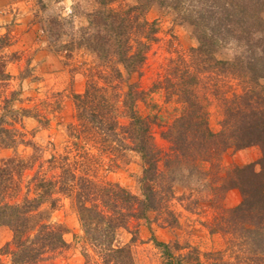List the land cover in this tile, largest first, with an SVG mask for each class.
<instances>
[{"label":"rangeland","instance_id":"374dc122","mask_svg":"<svg viewBox=\"0 0 264 264\" xmlns=\"http://www.w3.org/2000/svg\"><path fill=\"white\" fill-rule=\"evenodd\" d=\"M132 4L133 0H115L111 7ZM97 7L96 0H0V127L8 130L1 137L5 145L0 144V175L4 176V169L11 173L7 185L0 177V205L33 198L35 175L56 180L60 170L48 161L66 153L70 161L83 156L97 179L118 183L135 195L140 192L142 166L136 153L127 151L125 157L116 159L99 142L75 139L68 128L77 124L72 95L83 92L88 78L100 86L105 81L100 78L103 65L79 43L87 16ZM145 18L157 24L155 40L140 70L114 82L118 111H122L127 86L135 84L134 90L142 91L136 111L154 120V142L162 152H168L170 144L160 133L180 114L183 106L179 96L185 87L206 112L208 127L218 133L224 104L241 94L242 85L193 58L191 49L198 46L193 27L172 9L153 3ZM235 54V43L229 41L213 55L217 60H232ZM191 77L194 84H190ZM119 122L125 125L127 119L120 116ZM15 161H20V168L14 166ZM213 161L219 169L208 161H198L202 176L173 183L168 208L176 222L167 225L151 212L146 220H131L127 230H118L116 244L129 246L135 264H164L161 249L152 238L168 244L175 256L185 255L183 264H230L245 256L247 250L238 237L216 229L217 217L242 199L237 188L220 192L219 178L235 166L249 164L264 174L261 146H229ZM52 198L58 199L57 206L50 209V204L44 203L41 209L49 212L48 222L64 226L67 247L46 254L37 264H84V253L96 262L91 247L82 240L70 200L58 193ZM11 238V230L0 225V264H10L4 246Z\"/></svg>","mask_w":264,"mask_h":264},{"label":"trees","instance_id":"16d2710c","mask_svg":"<svg viewBox=\"0 0 264 264\" xmlns=\"http://www.w3.org/2000/svg\"><path fill=\"white\" fill-rule=\"evenodd\" d=\"M114 1L96 0L98 7L88 14L80 35V45L103 65L99 77L105 81L100 86L88 78L83 92L72 95L77 124L68 128L75 139L99 142L116 159L125 157L127 151L136 153L142 166L140 192L135 195L118 183L97 179L83 156L72 161L68 153L52 156L49 164L55 163L60 170L56 180L35 175L33 198L0 205V225L12 232L11 242L4 246L10 264H37L46 254L67 247L64 226L48 222L49 212L41 209L44 203L50 204V209L57 206L58 199L52 198L55 193L70 200L82 240L97 257L93 263L84 253V264H135L129 246L116 244L118 230H127L131 220H146L151 212L167 225L176 222L168 208L173 183L202 176L198 161H208L219 169L218 163L212 162L229 146L242 149L255 144L261 146L264 160V0H133L134 4L117 9L111 7ZM153 3L172 9L193 27L198 46L191 53L196 61L242 85L241 94L225 102L218 133L208 127L197 97L182 88L179 100L183 108L160 133L170 144L168 152H162L154 142V120L136 111L142 91L129 84L122 97V111H118L119 96L114 91V82L140 70L155 40L157 24L145 18ZM229 41L235 43L234 58L217 60L215 50ZM190 79L194 84L195 78ZM120 116L127 119L125 125L119 122ZM6 133L8 130L0 127V144L5 145L1 137ZM15 165L20 168V161ZM2 171V183L7 185L11 173ZM219 179L220 192L237 188L242 196L238 205L216 219V229L238 237L247 250L230 264H264V174L249 164L235 166ZM152 240L161 249L164 264H183L185 255L175 256L168 244Z\"/></svg>","mask_w":264,"mask_h":264}]
</instances>
